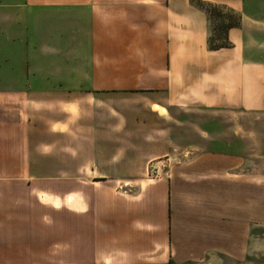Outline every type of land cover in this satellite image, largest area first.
<instances>
[{"label": "crops", "instance_id": "1", "mask_svg": "<svg viewBox=\"0 0 264 264\" xmlns=\"http://www.w3.org/2000/svg\"><path fill=\"white\" fill-rule=\"evenodd\" d=\"M207 7L237 18L229 47L211 49ZM0 56V135L26 151L0 166L109 182V264H216L246 241L241 183L225 178L238 162L195 135L264 103V0H0ZM159 160L186 168L151 181ZM15 250L0 244V264H58Z\"/></svg>", "mask_w": 264, "mask_h": 264}, {"label": "rangeland", "instance_id": "2", "mask_svg": "<svg viewBox=\"0 0 264 264\" xmlns=\"http://www.w3.org/2000/svg\"><path fill=\"white\" fill-rule=\"evenodd\" d=\"M207 9L215 25L210 47H229L224 37L237 18L212 7ZM15 42L13 47H16ZM20 58L13 53L16 64L21 65ZM228 110L220 120H211L215 122L210 124L211 128L214 126L217 130V122L224 127L220 129L222 133L195 135V138L215 141L210 152L219 150L238 162L225 173V178L228 182L241 183L243 197L239 203L243 216L248 215L250 227L246 241L243 240L241 246H227L225 257L216 264H264V103L247 114ZM4 112L0 107V114ZM7 138L0 135V158L13 156L17 163L26 162L25 148L5 143ZM202 152H187L186 158L195 161ZM182 157L179 152L175 158L184 160ZM182 162L161 160L149 168L147 177L152 181L167 178L170 171L179 174L178 170L186 168L180 165ZM31 172L27 166H0L1 253L16 254L15 249H18L35 256L45 255L47 261L58 264H109V182H33L23 177ZM217 176V172L209 173V178ZM189 179L197 182L205 178L195 175ZM140 185L117 184V189L136 193ZM206 261L193 264H208Z\"/></svg>", "mask_w": 264, "mask_h": 264}, {"label": "trees", "instance_id": "3", "mask_svg": "<svg viewBox=\"0 0 264 264\" xmlns=\"http://www.w3.org/2000/svg\"><path fill=\"white\" fill-rule=\"evenodd\" d=\"M220 47L223 48V47H226V46H225V45H224V46H219V47H217V48H220ZM217 48H212V47H211V49H217Z\"/></svg>", "mask_w": 264, "mask_h": 264}, {"label": "bare ground", "instance_id": "4", "mask_svg": "<svg viewBox=\"0 0 264 264\" xmlns=\"http://www.w3.org/2000/svg\"><path fill=\"white\" fill-rule=\"evenodd\" d=\"M69 202V201H68ZM54 204H56L55 202H54Z\"/></svg>", "mask_w": 264, "mask_h": 264}]
</instances>
